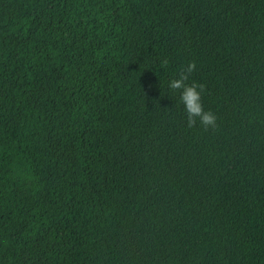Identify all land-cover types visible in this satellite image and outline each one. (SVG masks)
Segmentation results:
<instances>
[{
  "label": "trees",
  "instance_id": "obj_1",
  "mask_svg": "<svg viewBox=\"0 0 264 264\" xmlns=\"http://www.w3.org/2000/svg\"><path fill=\"white\" fill-rule=\"evenodd\" d=\"M0 264H264V0H0Z\"/></svg>",
  "mask_w": 264,
  "mask_h": 264
},
{
  "label": "clouds",
  "instance_id": "obj_2",
  "mask_svg": "<svg viewBox=\"0 0 264 264\" xmlns=\"http://www.w3.org/2000/svg\"><path fill=\"white\" fill-rule=\"evenodd\" d=\"M164 63L166 64L167 61ZM196 67L194 61L188 63L181 68L176 78L168 81L167 86L172 91H179V103L183 106L189 127L199 121L205 128H214L217 117L211 110H205L202 100L204 85L197 82L186 83Z\"/></svg>",
  "mask_w": 264,
  "mask_h": 264
}]
</instances>
